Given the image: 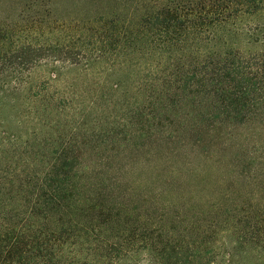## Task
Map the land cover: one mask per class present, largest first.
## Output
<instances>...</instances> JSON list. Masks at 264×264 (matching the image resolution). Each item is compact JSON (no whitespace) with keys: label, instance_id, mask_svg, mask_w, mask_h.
<instances>
[{"label":"trees","instance_id":"obj_1","mask_svg":"<svg viewBox=\"0 0 264 264\" xmlns=\"http://www.w3.org/2000/svg\"><path fill=\"white\" fill-rule=\"evenodd\" d=\"M119 5L115 41L43 46L31 36L64 26L43 29L37 15L30 32L0 28V126L24 130L0 132V264H124L140 246L146 264H169L168 229L152 231V215L180 216L173 202L199 191L201 218L251 220L264 185V0ZM99 65L78 100L73 83Z\"/></svg>","mask_w":264,"mask_h":264},{"label":"rangeland","instance_id":"obj_2","mask_svg":"<svg viewBox=\"0 0 264 264\" xmlns=\"http://www.w3.org/2000/svg\"><path fill=\"white\" fill-rule=\"evenodd\" d=\"M120 2H124V0H119L118 3L117 0H0V28L15 23L19 26L18 29L24 27L26 32H30L31 21L37 15L43 29L50 22L57 30H61L59 25L64 26L62 28L64 33H53L45 38L31 36L37 44L47 46L51 42H61L64 39H68L72 44H78L82 41H115L120 39L117 36V33L121 32L119 21L127 16L126 11L119 5ZM75 23H79L78 29L73 28ZM51 27L53 28V26ZM110 69L108 65V70ZM105 70L106 67L102 65L95 66L92 76L84 80V85L80 79L75 83H73V80H67L61 86L70 85L71 83L77 85L76 95L78 100L81 98L86 99L88 98V92L96 89L93 88L94 84L101 79V76L97 75ZM40 75L41 71L39 69L34 72V77L38 78ZM119 96L122 97V95ZM115 97H118V95ZM110 109L109 107L108 111ZM2 131L16 134V132L20 133L24 130H21L20 126L15 128L14 125L7 123L0 126V132ZM197 131L200 135V129ZM118 132L119 128L115 132L116 140L122 137V135L117 134ZM221 137L222 134H218L217 139H215V136L210 141V145L221 143V140H219ZM195 139H197L196 133L190 132L185 140L192 143ZM112 142L114 143L109 145L108 148L106 144L97 147L96 151L99 150V155L109 156V149L116 151L120 147L118 142ZM259 144L263 146L262 153L264 155V141L259 140ZM113 165L116 166V163L113 162ZM257 188V185L252 188L250 194L252 197L247 201L249 207L254 210L248 214L250 219L252 221L258 220L254 225V229L251 228L253 222L249 218L246 222L241 223L237 229L233 226L235 221L232 222L230 219L228 222L229 218L225 217L223 213L216 214V221L213 222L201 218L200 191L196 193L194 198L179 199L177 202H173L175 212L182 211V213L178 212L180 216H176L177 213H174L158 222L159 217L153 214L152 231L162 227L168 229L167 236L170 239L169 242L173 245L167 254L169 264H264L260 260L264 256V185L258 192L256 191ZM182 205L183 207H181ZM136 206L139 207L137 204ZM148 214L150 215V212ZM120 222L122 228L129 227L137 230H140L142 224L137 218L127 219L124 215ZM209 225L210 228L208 229ZM249 227L250 230H248ZM116 233L117 230L113 232L114 235ZM179 249L182 250L181 253L178 251ZM197 251L200 255L194 254ZM146 253L141 246L136 253H134L133 248L129 250L128 247L124 262L126 264H146Z\"/></svg>","mask_w":264,"mask_h":264}]
</instances>
